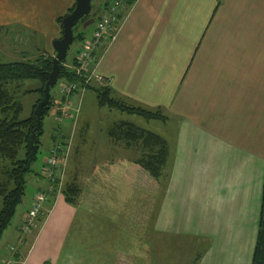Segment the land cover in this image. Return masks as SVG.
<instances>
[{"label":"crops","instance_id":"1","mask_svg":"<svg viewBox=\"0 0 264 264\" xmlns=\"http://www.w3.org/2000/svg\"><path fill=\"white\" fill-rule=\"evenodd\" d=\"M75 1L8 3L0 11V28L7 26L8 33L21 25L31 34L27 45L54 57L52 44L62 34L56 20ZM199 4L135 0L131 13H123L116 41L103 52L107 55L98 51L96 72L113 81L109 87L115 97L133 106L159 108L167 117L156 121L160 125L151 132L168 145L170 175L165 176L154 230L206 242L198 264H251L263 192L264 127L262 131L242 114L247 101H258L256 93L264 100V0H214L209 9ZM149 30L157 42L149 38ZM138 76L140 81L133 83ZM243 124V130L238 128ZM59 133L64 134L56 125L53 136ZM44 163L27 178L25 196L11 220L14 225L2 234L9 253L3 260H59L75 212L62 198L47 211L33 238L34 231L21 233L36 194L47 186ZM118 164L123 174L133 163ZM47 208L45 204L43 210Z\"/></svg>","mask_w":264,"mask_h":264},{"label":"rangeland","instance_id":"2","mask_svg":"<svg viewBox=\"0 0 264 264\" xmlns=\"http://www.w3.org/2000/svg\"><path fill=\"white\" fill-rule=\"evenodd\" d=\"M22 1L0 0V11L3 12L4 5L8 3H20ZM213 1L200 0L199 6L202 9H209ZM48 2L50 3L52 0H48ZM104 2L106 0L92 1V14ZM111 3L112 0L109 5ZM134 4L126 8L124 15L132 11ZM7 11L13 13L10 8ZM103 11L101 10V12ZM211 12L213 11L211 10ZM15 14L18 15V13ZM4 15L7 16L8 14ZM65 15L61 17H65ZM6 27L0 28L1 62L34 61L43 54L38 52L39 46L33 48L31 45H27L29 35H31H28L27 29L17 25L6 33ZM249 28L252 29L250 21ZM152 35V31L149 30V38L157 42V39ZM41 37H43L42 34ZM36 40L37 38L31 43L35 44ZM171 42L173 45H177L178 39L171 40ZM79 46L77 42L70 46L66 61L70 62L75 57ZM41 49L42 46H40ZM104 54L101 51L99 55ZM140 79L141 76L133 78V83H138ZM61 85L62 82L58 81L51 91L54 105L43 118L41 148L37 161L33 165V171H38L42 162H45L52 141L56 139L53 134L56 126L57 99H59L57 95ZM40 87V82L36 80L20 81L9 87L10 90L16 89L14 91L15 98L23 108L20 115L21 120L31 116L34 105L40 99V94L35 91ZM256 95L259 96L258 101L255 103L247 101L248 108L246 109L245 106L242 117L250 119L251 124L255 123L256 127L263 131L264 100L261 101V92L256 93ZM80 111L75 127L71 124H63L60 128L64 133L61 136V138L63 137L62 140L73 134L72 148L67 170L62 180V188L58 187V190L48 192L49 185L44 178L47 182L44 192L48 193V199L45 203L48 208L42 210L39 218L44 215L47 216V211L53 207L58 198H62L64 203L75 211L62 243L57 264H195L199 254L201 255V250L205 245L207 246L206 242L189 237L165 235L156 232L153 228V222L161 204L163 187L168 182L167 177H165L169 175L168 167L164 169L156 190L148 186H138L137 189L130 190L125 186V178L119 171L123 166H120L118 162L134 163L143 157L144 149L139 145L128 148L123 142L115 141L108 135L111 127L117 123L127 122L150 132H154L155 127L159 126L160 123L146 121L136 115L100 108L97 106L94 94L90 91L84 93ZM236 115L237 113H235V118ZM244 127V124L243 128L238 125L241 130ZM34 175L31 174L28 177ZM67 185L78 189L74 205L65 201L63 191ZM46 216L42 223L38 221L37 228L31 234L30 239L39 231ZM13 225L14 221H11L10 227ZM2 241L3 239L0 240V262L5 255H9Z\"/></svg>","mask_w":264,"mask_h":264},{"label":"trees","instance_id":"3","mask_svg":"<svg viewBox=\"0 0 264 264\" xmlns=\"http://www.w3.org/2000/svg\"><path fill=\"white\" fill-rule=\"evenodd\" d=\"M110 1L106 0L94 14L90 12L89 16L83 18L73 28L74 43L77 42L80 45L76 51V56L80 52L82 43L89 37L93 28V25L83 28V23L87 19L95 21L99 17L101 10H105L108 7ZM120 1L123 2L125 7L132 6L135 2V0ZM73 8L74 5L67 11L66 15ZM62 19L63 17H59L56 20L61 32ZM98 51L94 54L97 60L99 56ZM52 60L53 57L42 54L34 61L27 60L15 63H3L0 61V240L3 232L10 225L17 207L25 196L27 177L34 174L33 165L37 161L41 148L43 118L54 105V98L51 95L53 88H51L49 105L43 109V115L37 128L33 112L36 105L43 99L44 84L51 72ZM75 64L74 57L70 62L65 59L60 64L58 81H61L64 85L77 83L81 87H84V83L79 80L74 71L69 67ZM25 80L40 82L41 87L35 91L40 94V99L34 105L31 116L21 120L20 115L23 108L15 98L14 91L16 89H11V91L9 87ZM87 91L94 94L97 106L100 108H107L128 115H136L146 121L164 122L167 120L161 109L150 110L130 105L124 100L115 97L113 90L109 86H99L93 83L86 87L85 92ZM108 135L115 141L123 142L128 148H134L135 145H139L144 149L143 157L131 166H128L122 174L125 178V186L130 190H135L138 186H148L156 190L164 169L168 167L169 148L167 143L160 136L127 122L114 124ZM60 138L61 133L57 135L56 139L54 138L55 141H52V144ZM77 191L78 189L74 186H66L63 191L66 203L70 205L75 204ZM45 216L38 218L39 223L43 222ZM200 257L201 255L199 254L195 264L199 263ZM44 264L50 263L45 262ZM251 264H264V181L257 240Z\"/></svg>","mask_w":264,"mask_h":264},{"label":"built area","instance_id":"4","mask_svg":"<svg viewBox=\"0 0 264 264\" xmlns=\"http://www.w3.org/2000/svg\"><path fill=\"white\" fill-rule=\"evenodd\" d=\"M125 5L119 0H112V3L100 12L99 17L94 21L92 31L81 45L80 52L76 56V64L69 66L75 75L84 83L81 87L77 83L62 84L59 89L60 98L57 100V110L55 115V125L61 128L63 124L76 125L80 113L82 95L86 87L91 84L99 86H109L111 79H106L97 74V62L94 54L102 49L106 50L108 45L114 43L120 32V19L126 11ZM121 13V16H120ZM77 95L78 100L73 97ZM60 137V136H59ZM73 134L62 140L61 138L54 142L48 150V156L45 160L42 170V176L48 182V192L62 188L63 177L66 173L69 154L72 148ZM48 199V193L40 191L36 194L34 201L24 217L21 233L31 234L38 224V218ZM10 251H14L10 248ZM0 264H19L14 260H2Z\"/></svg>","mask_w":264,"mask_h":264},{"label":"water","instance_id":"5","mask_svg":"<svg viewBox=\"0 0 264 264\" xmlns=\"http://www.w3.org/2000/svg\"><path fill=\"white\" fill-rule=\"evenodd\" d=\"M94 0H76L73 10L63 17L61 21L62 34L60 39L53 42V50L55 56L52 60V69L48 75V79L44 84L43 99L36 105L33 117L36 121V127H39L40 118L43 115V109L49 105L50 102V90L53 88L60 76V64L66 59L67 52L70 46L74 43L73 28L85 17L89 16L91 12V5ZM93 19H87L83 23V28L92 26Z\"/></svg>","mask_w":264,"mask_h":264}]
</instances>
